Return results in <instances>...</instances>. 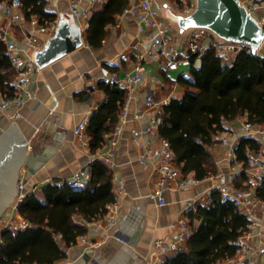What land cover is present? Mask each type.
Instances as JSON below:
<instances>
[{"label":"crops","instance_id":"obj_1","mask_svg":"<svg viewBox=\"0 0 264 264\" xmlns=\"http://www.w3.org/2000/svg\"><path fill=\"white\" fill-rule=\"evenodd\" d=\"M193 1L196 0H151L160 20L173 25L179 41L185 39L187 30H181L177 18L186 15L184 8ZM100 5L102 4L92 6L91 13L93 8ZM68 7V0H54L50 9L56 15L64 13L62 17L71 23L70 15L66 14ZM139 26L136 17L121 12L116 16L115 23L107 26V34L98 46L88 43V29L78 27L82 43L33 73L32 97L25 102L21 116L13 119L8 112L0 113V137L16 123L27 141V154L34 156L35 172H30L27 164L21 166L18 185L20 181H24V193H35L44 199L43 189L46 184L71 180L81 170L90 169L93 162L101 161L95 157L107 149L110 135L119 123L120 112L124 107L127 109V119L119 135L115 155L117 166L115 169L110 168L115 194L118 179H123L125 184V192L119 199L115 220L110 223L108 210L92 221L84 220L87 232L79 235L76 244L67 249V257L55 264H84L82 258L86 255L91 256V261L97 260L95 264H160L163 258L175 251L165 255L156 246V242L175 240L180 231L178 221L181 219H186L191 226L188 219L191 208L188 202L205 191L235 184V176L244 172V162L231 159L227 146L214 140L210 150L216 172L200 180L195 177L194 172L187 174L186 176L198 181L187 188L167 189L165 204H159L149 197L156 184L157 175L152 164L143 165L140 162V143L157 141V138L145 132L152 116L163 114L164 105L172 98L181 99L185 96L186 89L179 77L191 76V61L180 64L176 70H167L163 62L153 58L145 59L142 62L145 69L143 80L132 89L123 88L126 91V101L113 130L105 133L103 146L92 151L91 145L85 146L79 141L75 133L76 126L84 120L89 122L109 98L101 84L114 83L109 79L113 73L123 78L135 73L139 54L145 51L150 42V33L156 30L154 28L141 31ZM9 28L13 34L20 36L18 26L9 25ZM41 38L46 40L48 37L41 34ZM257 53L264 56V43ZM200 64L201 58L197 57L194 65ZM149 93H153L157 100L163 102L162 110L146 105L145 100ZM166 101L169 102L165 103ZM246 120L248 113H241L235 119L226 121V129L216 134L220 133L238 144L244 137L243 123ZM259 125L264 127L263 124ZM135 129L144 131L140 142L134 140ZM87 135L91 141L88 132ZM254 137L261 144L258 152L264 153V135ZM232 174L233 180L230 177ZM245 183L250 184L246 191L256 193L258 184L252 182L249 176ZM17 203L18 194L12 206H8L0 216L2 228H7L11 222L18 223L24 219L19 213ZM262 217L260 233L251 238L254 251L242 255L235 253V256L224 260L222 264H264V212ZM83 235L86 236V241H82ZM188 240L183 248L187 246Z\"/></svg>","mask_w":264,"mask_h":264},{"label":"trees","instance_id":"obj_2","mask_svg":"<svg viewBox=\"0 0 264 264\" xmlns=\"http://www.w3.org/2000/svg\"><path fill=\"white\" fill-rule=\"evenodd\" d=\"M128 2L106 0L93 8L87 31L90 45H100L107 26L115 23ZM22 9L26 20L33 16L42 21L56 17L47 0H22ZM197 57L201 58L199 66L194 65ZM191 63V76L179 77L186 89L185 96L172 98L164 105L159 133L170 140L182 172H194L200 180L216 172L210 147L214 134L226 129V121L247 112L249 122L264 125V56L241 51L232 62H227L212 45L201 55L193 54ZM16 77L7 46L0 39V91L14 96ZM101 88L109 98L88 122L92 151L103 146L105 133L113 130L126 101V91L116 83L103 82ZM260 146L254 136L242 137L235 149L236 160L247 167L248 152H258ZM90 172L85 187L54 182L44 186V199L35 193L26 194L18 210L29 227L2 230L0 264H55L67 257V249L88 230L84 220L103 216L107 206L116 200L110 168L95 161ZM247 179V173L241 172L235 176V186L248 189ZM212 194L209 204L188 212L193 229L188 244L171 253L164 264H222L235 256L238 238L249 219L233 201L224 199L219 189L212 190ZM256 194L264 200V182L258 185Z\"/></svg>","mask_w":264,"mask_h":264},{"label":"built area","instance_id":"obj_3","mask_svg":"<svg viewBox=\"0 0 264 264\" xmlns=\"http://www.w3.org/2000/svg\"><path fill=\"white\" fill-rule=\"evenodd\" d=\"M49 10L51 3L54 0H47ZM69 7L66 14L73 17L75 23L81 29H88L90 26L91 7L95 4H103L106 0H68ZM242 4L247 8L249 13L253 15L260 24L264 25V0H241ZM196 5L193 1L184 8L186 14L190 13ZM123 13L132 15L139 20L141 31L146 29H154L149 35V44L145 51L139 54L138 61L135 67V73L126 77H120L117 73L110 75V81L116 83L122 88L132 89L136 84L143 80L145 69L142 62L147 58H153L163 62L167 70H176L182 63H189L193 54H203L214 45L216 54L227 62H232L236 55L241 51L252 53L251 45L245 41L221 40L210 29L205 27L191 28L187 30V35L183 41L177 40L173 31L174 27L170 23L160 20L157 10L153 7L151 0H130L123 10ZM64 15H56L47 21H42L40 18L33 16L30 20H26L22 9V0H2L0 2V39L7 46V54L17 72V77L14 80L16 94L9 96L0 91V113H10L13 119L21 116V109L25 102L32 97V75L34 72L40 71L35 54L43 49L47 40L52 37L59 25L61 17ZM3 20V22H1ZM9 25L18 26L21 34L18 37L10 30ZM41 34L48 38L42 39ZM215 39V40H214ZM214 43V44H213ZM169 101H166L167 103ZM145 103L148 107L162 110L163 102L157 100L153 93L146 96ZM127 109L124 107L120 112L119 123L111 133L107 149L98 153L95 158L106 163L109 168L115 169L117 162L115 155L119 143V135L121 134L124 122L127 119ZM161 114L152 116L151 121L145 132L157 138L154 143L141 142L142 147L139 160L143 165L154 166V171L157 175V181L149 193L151 200L159 204H165V191L170 188L183 189L187 188L198 180L182 173L177 164V157L172 148L169 139L160 136L159 124ZM243 126L242 136H257L264 135V127L259 124H253L246 120ZM88 121L80 122L75 133L79 141L85 145H90V140L87 135ZM143 130H134V140L140 142ZM214 140L220 141L226 145L229 150L231 159H236L235 142L229 140L228 137L219 134L214 135ZM244 171L250 177V180L256 184L264 182V153L263 152H248V166ZM91 177L90 169H83L78 172L73 179L64 180L58 184L69 183L72 187H85ZM231 179H234L232 174ZM25 182L20 181L18 185V206L24 200ZM221 196L224 199H229L244 212L249 222L242 234L238 238L236 253L242 255L247 252H253L254 247L251 244L253 235L260 233L264 212V200L257 196L254 192H248L235 186L234 183L219 187ZM125 192V184L123 179H118V187L116 190V200L108 206L110 215V223L114 222L115 214L118 208L119 199ZM212 190L205 191L198 195L195 199L188 202L191 209H196L198 205L208 204L212 201ZM179 234L178 237L171 241L165 242L157 240L156 246L163 254H168L171 251H176L183 248L184 243L192 234V228L186 219L178 221ZM29 223L22 219L21 222H11L8 224V229H26ZM82 241H86V236H82ZM166 257L160 261L164 264ZM92 264L97 263V260L91 261Z\"/></svg>","mask_w":264,"mask_h":264},{"label":"water","instance_id":"obj_4","mask_svg":"<svg viewBox=\"0 0 264 264\" xmlns=\"http://www.w3.org/2000/svg\"><path fill=\"white\" fill-rule=\"evenodd\" d=\"M177 22L182 31L205 27L221 40L245 41L254 53L264 43V25L249 13L241 0H196L194 9L178 16ZM81 43L79 29L62 17L55 35L35 54L36 61L42 68ZM26 147L27 141L16 123L0 137V216L12 206L18 194L21 166L27 164L29 171L35 172L34 156L27 154ZM82 261L92 264L89 255Z\"/></svg>","mask_w":264,"mask_h":264},{"label":"rangeland","instance_id":"obj_5","mask_svg":"<svg viewBox=\"0 0 264 264\" xmlns=\"http://www.w3.org/2000/svg\"><path fill=\"white\" fill-rule=\"evenodd\" d=\"M70 20H71V23H72V25H73L74 27H76V28L79 27V26L75 23V21H74V19H73L72 16H70ZM257 52H258V51H257ZM3 229H4V228H2L1 225H0V233L2 232Z\"/></svg>","mask_w":264,"mask_h":264}]
</instances>
